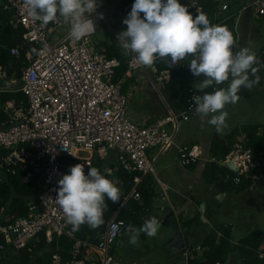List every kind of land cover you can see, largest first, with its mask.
Wrapping results in <instances>:
<instances>
[{"label":"built area","instance_id":"built-area-1","mask_svg":"<svg viewBox=\"0 0 264 264\" xmlns=\"http://www.w3.org/2000/svg\"><path fill=\"white\" fill-rule=\"evenodd\" d=\"M211 1L217 8V20L213 25H225L233 15L226 18L220 15L229 9L230 4L226 0ZM255 4L256 14L264 19V0H255ZM185 6L194 18L203 11V4L198 1ZM0 12L12 13L10 23L14 26L20 24L23 28L21 42L10 48L12 55L21 60V49L28 46L25 58L21 60L19 88H11L18 82L16 71L10 72L12 65L0 64V78L8 80L6 89L0 92L21 90L26 96L24 105L18 106L15 100H7L3 104L7 124L0 127V166L12 174L23 172L24 183H30L35 176H39L41 181L37 200L29 203L27 215L0 209V259L7 246L33 252L42 242L44 233L47 243H52L55 236L67 237L73 251L82 252V256L66 260L55 249L51 253L50 264H120L110 246L126 232L129 224L113 216L96 241L78 236L55 200L59 180L70 174L63 168L62 158L82 160L90 166L93 156L105 159L111 151H116L121 168L138 172L134 177L132 197L140 201L142 194L137 189L138 185L143 173L151 170L146 150L172 145L175 133L169 126L177 128L196 115L192 97L203 93L189 89L187 104L182 111H171L162 118L141 125L129 113V96L123 92L122 83L114 80L116 68L121 64L118 57H109L105 47L95 48L98 43L90 36L75 41L70 31L51 42L50 35L67 23L60 18L44 25L29 14L24 0H3ZM234 21L236 27L237 20ZM158 60L152 67H146L129 55L127 74L132 76L136 70H143L160 93L170 85L172 71L160 68ZM179 63L189 70V61ZM216 89L219 88L214 85L213 91ZM4 150L7 152L3 153ZM178 150L183 166H192L204 158L199 144L180 145ZM81 152L90 156L84 157ZM205 160L225 167V178L235 185L247 181L252 185L264 184V151L255 152L245 142L235 143L223 157L209 156ZM149 218L150 210L145 207L141 224ZM31 241L33 245H30ZM201 249L202 246L198 245L197 250ZM253 251L258 260L253 261L244 255L241 264H264V234ZM185 253L188 258L192 252L185 247Z\"/></svg>","mask_w":264,"mask_h":264},{"label":"crops","instance_id":"crops-1","mask_svg":"<svg viewBox=\"0 0 264 264\" xmlns=\"http://www.w3.org/2000/svg\"><path fill=\"white\" fill-rule=\"evenodd\" d=\"M117 1L119 3V7L115 6L112 2L110 3L109 0H97L98 7L90 17L91 19H93L96 25L94 31L89 35L92 40L93 35L99 29L100 22L105 24L106 28H109L114 33L127 30V25L123 23V20L127 18L128 14L131 11V8L128 7L127 9L126 6L121 4V0ZM191 1H198L201 4H203L204 2V0H180V3L182 5H185ZM226 1L230 4V7L225 12H222L220 17L226 18L227 16L233 15L232 18H235V20H237L235 27L237 32V34H235L236 47L234 48V51H238L240 48L247 47L250 48V50L253 52V47L255 46L256 50L254 53H256L259 61L264 63V19L256 14L255 0ZM244 7H246V9H243ZM69 31L70 25L67 24L63 27V33H61L59 37L66 35ZM59 37H54L53 40ZM95 42L98 43L95 45V48H98V46H104L107 49V47L113 46L115 51H113L114 55H112L111 57H117L116 53L118 52L116 51H122L116 45L115 42H104L98 40ZM127 57H129V55ZM189 58H192V56L190 55ZM10 67L13 68V66ZM10 67L9 69L11 70ZM13 70L16 71L15 75H18V69L13 68ZM189 71H187L185 74H180L172 78L170 85H168L170 87L167 86V88L162 89L160 93L155 88L153 82L149 79V77H147L148 75L143 70H136L132 76H129L126 71L125 76L120 79V82L122 83L123 92L127 95H131V93L137 94L139 96L137 104L141 110L138 115L136 112L131 111L130 108L132 107H129V113L132 119L137 123L144 125L151 123L156 119L164 117L171 111H177L179 100L177 98V100L174 101V99H176L175 95L177 94V91L184 85L199 89V87L195 84H199L200 81H203L206 78L203 74H201V76L199 77L194 76L192 72ZM144 73L147 76L142 78L141 76H144ZM7 81L8 80L6 79L0 78V90L6 89ZM17 81L18 82H15L11 85V88H19L21 86L19 78L17 79ZM217 86L218 88H226L227 82ZM257 86L258 90H260L261 87H264V79L261 84H258ZM17 91L19 90H12L6 92ZM9 100L15 99L12 98ZM262 100H264V98ZM15 102L18 106L24 105L26 103H18L16 100ZM237 104L238 101L232 105L236 106ZM225 110L229 113V115L232 116V119L227 123V127L224 129L223 133H217L215 128L210 127L212 125H208L206 122L202 121L198 114H196L193 116V124L195 125V127L192 132L188 133L185 130L186 122L181 124L177 128L170 125L169 129L175 133L174 143L169 147H165L163 149L159 147H150L146 150L145 155L148 162L151 164V170H149V172L147 173H143L142 180L138 186H142L145 189H148V192L150 193V198L152 201L150 209V219L155 215L156 217H158V221H161L166 215L165 210H163L165 208H170L174 210L175 215L172 219L170 227L160 226L158 228V232L154 236H152V242H149V244L146 245L145 252L139 250L138 248H135L132 244H130L128 242V238L119 237V239L116 241L119 242V248L117 249L116 247H114V245H116L114 244L111 248V252H113L118 257L120 264H178L173 261V258H175L176 256L181 257V255L183 254L185 255V260L183 259L182 264H188L190 259H204V250L208 248L207 245H209V243L211 242V237H213L215 243L218 244L220 243L221 238L225 237L224 234L227 232V230L223 232V229L221 227L220 229L216 228V234L215 232L211 231L206 232L201 227L200 223L203 222L202 220H205L204 216L206 217L205 213L208 211L206 196L210 195L214 198V200H222L225 198V196H227V192L234 190L237 192H241L246 196L248 194L252 196L255 200L261 201L264 199V184L259 183L252 185V183H249V185H235L231 181L227 180L225 178V175H222V173L221 175L218 174V178L220 179L213 180L211 172L207 170L210 164H212L206 162L205 159L207 157H223V153H218L219 150L217 152V149H214L215 143L217 141H223L220 149L221 152L228 148L231 149L233 145L237 142H245L251 147L252 138L250 134L246 131L247 129H245L247 125L257 127L256 137H264L263 109L259 112L254 113H246V110L240 111V108L236 109L235 111H232V113H230L228 108H226ZM236 111L238 113H235ZM189 121H191V119ZM6 124L7 114L4 111L2 105L0 106V127H4L6 126ZM262 143L263 142L258 144V148L260 149L259 151H264L261 148ZM184 144H199L201 146L202 156L204 158L198 163L193 164L192 166H183L180 163L178 147ZM81 155L84 157L90 156V154L86 152H81ZM63 160L62 166L68 172H70L69 167L71 168L72 166H75L77 164H82L84 166L85 174L88 173L90 166L98 168L101 174L109 178L110 176L115 178L114 181L122 190L121 203L112 212L110 217L105 216L107 212H110L112 210V206L110 204L111 201L106 200L108 207L104 212L103 225L93 229L85 224L81 225L80 229L75 231L78 236L86 240L96 241L106 229L108 221L113 216L118 217V214L121 211L122 207L125 206L129 200L131 201V207L132 204H135L133 203L135 201H137L139 204L142 203V199L143 197H145L144 195H142L140 201L132 197V191L135 185V180L133 186L129 188L130 182L128 180V177L120 175L118 173L120 170L124 169L120 167L118 162V155L114 150L111 151L105 159H100L97 156H93V163L90 166H86L84 163H82V160L70 157H64ZM218 166L222 168L221 165ZM222 177L224 181L222 180ZM160 203V210L162 212L157 213L155 207ZM201 207L203 210H201ZM131 211L138 215H142L141 208H139L137 211H135V209H131ZM202 212H205L203 217L201 216ZM213 212V209H211V213ZM135 226V228L138 229L142 226V224H136ZM174 231H187V234L184 236L185 245L186 247L190 246L191 248H193V251L188 258L184 250L174 251L167 244V239ZM218 232H220L222 236H220ZM228 233L230 235L228 237V240L231 241V245L234 244L233 247L231 246V251L233 252L236 250L234 256L237 254V248H239L240 253L243 254L241 246H239L240 242L235 243L231 237L229 230ZM195 237H197L199 241L202 242L194 244L193 240H195ZM68 240L67 242L70 241ZM41 241L42 242L40 243H43L44 245L42 246V249L40 250L39 254H33L31 256L32 260L30 264H34L35 262V264L44 263L43 260H41V256L47 255L51 257V253L55 249H58L60 252V249L62 247V241L65 242L63 239H59L56 241V237H54L53 242L55 243L52 247L51 244L53 242L47 243L46 236L44 233L41 235ZM146 242L144 243L143 248L145 244H147ZM33 244V241H31L30 245ZM198 245H202L201 250H197ZM120 251L123 252L120 253ZM25 252H27V250L25 249L16 250L12 246H7L6 250L3 252V257L1 260L2 262L5 261V263L6 261L12 262V259L18 258L19 254V259L21 262L20 264H23ZM169 257H172V259ZM151 258L156 259L155 262H150ZM232 258L233 257H230L229 253L227 260L224 264H235V260Z\"/></svg>","mask_w":264,"mask_h":264},{"label":"clouds","instance_id":"clouds-1","mask_svg":"<svg viewBox=\"0 0 264 264\" xmlns=\"http://www.w3.org/2000/svg\"><path fill=\"white\" fill-rule=\"evenodd\" d=\"M24 4L29 14L44 25L62 18L70 25V36L75 41L89 36L96 26L90 17L98 7L97 0H24ZM123 23L127 30L117 35L123 55H133L146 67H152L157 59L166 60L171 69L188 60L194 76L206 77L199 82L198 90L203 95H193L192 102L200 119L214 126L217 133L227 127L226 106L240 99L241 88L250 91L260 82L258 73L264 64L256 53L247 47L234 51L236 41L227 27L212 25L203 13L194 18L180 0H135ZM225 82L226 88L205 91ZM121 197L122 190L114 180L96 167L90 166L85 174L84 166L77 164L59 180L55 200L76 231L85 224L93 229L103 225L106 200L121 203ZM159 226L154 216L138 229L129 224V243L136 245L141 232L154 236Z\"/></svg>","mask_w":264,"mask_h":264},{"label":"trees","instance_id":"trees-1","mask_svg":"<svg viewBox=\"0 0 264 264\" xmlns=\"http://www.w3.org/2000/svg\"><path fill=\"white\" fill-rule=\"evenodd\" d=\"M135 0H121V4L126 6L127 9L130 7L132 9V6L134 4ZM203 11L202 13L205 14L208 19L210 20V23L213 25L215 20H217L216 17V12L217 8L215 6V3L212 2L211 0H204L203 2ZM131 12V11H130ZM143 14V13H141ZM13 17L12 13L9 12H0V64H5V65H12L13 68L18 69V78H21V60L25 58V51L28 48V46H25L24 48L21 49V60H18L15 58L12 53L10 48L13 45L19 44L21 42L22 34H23V28L20 24L18 26H14L10 23L11 18ZM234 18H231L227 21L225 25H222L224 27H227L234 35L235 38V26H234ZM114 47H107V54L109 57H111L113 54ZM116 56L121 60V64L116 68V73L114 80L116 82L120 81L121 78L125 76V73L128 69V63L127 60L128 57L122 54V51H116ZM123 62V63H122ZM186 62V61H184ZM158 66L161 68H169L168 67V62L166 60H158L157 61ZM261 64H264L261 62ZM122 66V67H121ZM11 67V70H13ZM171 69V68H170ZM190 70V69H189ZM188 69L184 68L181 66L179 63L176 67H173L171 69L172 72V78L176 77L177 75L180 74H185ZM125 72V73H124ZM191 72V71H189ZM261 77L259 84L264 79V67L260 68V72L258 73ZM194 89L197 92H200L198 89L184 85L181 87L178 91L177 94L175 95L174 101L179 100V104L177 107V111H182L186 107V98L187 94L189 92V89ZM214 85L212 87H209L205 89L206 92H213ZM202 93V92H200ZM14 98L18 103L21 102H26V96L23 91H17V92H1L0 93V106H2L5 101ZM186 103V104H185ZM257 127L253 126H246L245 129L246 131L250 134L252 140H251V147L253 150L259 151L260 149L258 148V144L262 143V149L264 150V137L259 138L256 137L257 133ZM223 141H217L215 143V148L217 149L218 153H223V156L227 154V152L230 151V148L224 150L223 152L220 151L221 145ZM225 149V148H224ZM64 157L62 158V160ZM64 164V160H63ZM209 172H211V175L213 176V180L220 179L218 178V174L222 175L226 173L225 168H221L220 166L215 164H210V166L207 169ZM1 173L3 175V181L0 182V209H5L6 212L10 213H15L17 215H27L29 213V203L35 202L37 200V196L39 194V191L41 189V181L39 176H35L30 183H24L22 176L23 172L18 171L16 174L10 173L6 168L1 169ZM120 175L127 176L128 180L130 182V187L133 186L134 183V177L138 172H127L124 170H120L118 172ZM109 178V177H108ZM111 180H115V178L111 177ZM223 180V177H222ZM224 181V180H223ZM241 185H249V181L244 182ZM117 187H119L117 185ZM120 188V187H119ZM143 197L142 203H138L137 201L133 202L135 204H132L130 207V200L126 203L125 206L122 207L121 211L118 214V217L121 219H124L128 224L131 225H136V224H141L142 219H141V214L138 215L131 211V209H135L137 211L139 208H141V212H143V208L147 207L149 210L151 209V198H150V193L148 192V189H145L142 186H138L137 188ZM122 199V197H121ZM112 206V210L110 212H107L105 216L110 217L112 212L120 205V203H112L110 202ZM139 207V208H138ZM108 214V215H107ZM155 216V215H154ZM156 217V216H155ZM158 220V217H156ZM227 228H223V232L226 231ZM264 233L261 231H254L248 236L244 237L240 241L241 250L243 251L242 256L246 255L249 256L253 261H257V257L254 254L253 249L257 248L259 246V238L261 235ZM225 237H222L220 240V243L216 244L215 240L213 237H211V242L209 243L208 248L204 250V259L198 260V259H190L188 264H224L225 261L227 260L228 254L230 253L231 249V241L228 240V237L230 236L227 232L224 234ZM96 240V239H94ZM1 241V239H0ZM69 241V240H68ZM55 242L51 244L53 247ZM43 243H39L33 252H25L24 259L29 260V264L31 263L32 260V255L33 254H39L40 250L42 249ZM202 246V245H201ZM237 246V245H236ZM186 247V245H185ZM191 248V247H190ZM188 249V247H186ZM60 253L63 255V257L67 260L71 257H80L82 256V252H75L73 251L72 248V243L69 241L66 245L62 241V247L60 249ZM3 257V256H2ZM2 259V258H1ZM0 259V262L2 260ZM42 264H50L49 261L46 263Z\"/></svg>","mask_w":264,"mask_h":264},{"label":"rangeland","instance_id":"rangeland-1","mask_svg":"<svg viewBox=\"0 0 264 264\" xmlns=\"http://www.w3.org/2000/svg\"><path fill=\"white\" fill-rule=\"evenodd\" d=\"M109 2L113 3L115 6L119 7V3L117 0H109ZM0 3H3V0H0ZM63 33V27H59L54 35H50V41L53 42V38L55 37H59L60 34ZM120 33V31L118 32ZM117 32H113L111 31L109 28H106L105 24L103 23H99V29L97 30V32L93 35V40L94 41H104V42H115L116 45L119 47L118 45V39H117ZM104 46H100L98 47V49H101ZM120 48V47H119ZM121 49V48H120ZM122 50V49H121ZM256 47H253V52H255ZM11 68V67H10ZM142 72V71H141ZM145 74V73H144ZM145 76H147L146 74L144 76H141L142 78H144ZM148 77V76H147ZM202 82V81H200ZM196 86L199 87V84H195ZM126 87V85H125ZM227 87H228V82H227ZM258 86L256 85L255 87H253L250 91H248L247 89H244L243 87L241 88L240 93H238L240 95V99L238 100V104L235 105H228L226 106V108L229 109L230 113H232V111H235L236 109L240 108V111H247L246 113L249 112H259L260 110H264V100H262L264 98V87H261L260 90L257 89ZM129 96V107L132 112H136L138 115L141 112L140 107L138 106L137 102L139 99V96L135 93H131L128 94ZM262 98V99H261ZM235 113H238L237 111ZM232 116L228 115V117L226 118V123H228L229 121H231ZM193 116H191V121H187L185 123V130L189 133L192 132L194 130L195 125L193 124ZM215 128L214 126H210ZM198 128V126H197ZM25 147H28V145H23ZM3 153H6L7 151L4 150L2 151ZM70 169V167H69ZM206 201H207V209L208 211L202 212L201 216H204V213L206 215V217L204 216L205 220H202L203 222L200 223L201 227L206 231V232H216V228L220 229L222 227L223 228H227V230H229L232 239L234 240L235 243H239L240 240L246 236H248L249 234H251L252 232L258 230L264 233V199L259 201V200H255L252 196L248 195H244L241 192H237L234 190H231L229 192H227V196H225L224 199H219V200H214L213 197H211L210 195L206 196ZM167 204V203H166ZM160 206L161 203L158 204L155 209L157 213H161L162 211L160 210ZM211 209H213V213H211ZM201 210L202 207H201ZM214 227V228H213ZM124 234V233H123ZM121 235L120 237L124 238H128V242H129V233L126 232L124 235ZM56 237V241L59 239H63L65 242L64 244L66 245L68 242V238L67 237ZM152 236H148L145 233H140L139 237H138V243L136 245H133L135 248H138L139 250L142 251H146V245L149 244V242H152ZM197 240V241H196ZM147 241V242H146ZM145 244L144 248L143 245ZM198 242H202L199 241V239L197 237H195V240H193V243L196 244ZM116 244V245H114ZM110 246V248L116 247L117 249L119 248V242H116ZM131 244V243H130ZM125 249V248H124ZM188 251L192 252L193 248H190V246L188 247ZM123 251H120V253H122ZM236 253L235 251H230V257H233L232 259H234L235 264H241L242 263V254L240 253V249L237 248V254L234 256V254ZM42 255V254H41ZM233 255V256H232ZM19 254H18V258H14L12 259V262H7L5 263V261L0 262V264H20V259H19ZM44 263L48 262L50 263V257L47 255H42L41 256ZM172 259V257H169ZM183 259L185 260V255H181V257H175L173 258V261L175 263L178 264H182L183 263ZM156 259L151 258L150 262H155ZM36 263V262H35ZM34 263V264H35ZM23 264H29V260L28 259H24ZM157 264V263H156ZM229 264V263H228Z\"/></svg>","mask_w":264,"mask_h":264},{"label":"water","instance_id":"water-1","mask_svg":"<svg viewBox=\"0 0 264 264\" xmlns=\"http://www.w3.org/2000/svg\"><path fill=\"white\" fill-rule=\"evenodd\" d=\"M165 216L164 218L159 221L160 226L164 227H170L172 223V219L175 215V211L170 209V208H165ZM159 226V227H160ZM158 232V231H157ZM187 234L186 232L183 231H174L171 233L170 237L167 239V244L169 247L174 250V251H179V250H184L185 251V239L184 236ZM232 247L234 244L231 245Z\"/></svg>","mask_w":264,"mask_h":264},{"label":"bare ground","instance_id":"bare-ground-1","mask_svg":"<svg viewBox=\"0 0 264 264\" xmlns=\"http://www.w3.org/2000/svg\"><path fill=\"white\" fill-rule=\"evenodd\" d=\"M204 10V9H203ZM216 21V20H215ZM22 39V38H21ZM99 47V46H98ZM127 60V59H126ZM123 63V62H122ZM122 67V66H121ZM160 68H161V65H160ZM173 72V71H172ZM125 73V72H124ZM170 87V86H168ZM220 87V86H219ZM167 88V87H166ZM1 93V92H0ZM4 93V92H3ZM6 93V92H5ZM186 104V103H185Z\"/></svg>","mask_w":264,"mask_h":264}]
</instances>
